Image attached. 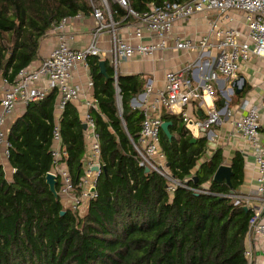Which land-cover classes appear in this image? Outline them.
<instances>
[{
	"label": "trees",
	"instance_id": "16d2710c",
	"mask_svg": "<svg viewBox=\"0 0 264 264\" xmlns=\"http://www.w3.org/2000/svg\"><path fill=\"white\" fill-rule=\"evenodd\" d=\"M109 1L112 21L131 23L126 11ZM189 0H128L136 13L150 4ZM90 0H0V79L13 83L17 74L39 59L42 39L63 19L89 16ZM105 61L109 80L99 73ZM92 94L90 109L100 146L101 173L95 199L82 214L55 200L45 184L52 164L54 104L57 89L28 103L8 130L10 181L0 164V264H246L250 210L234 206L227 195L242 187L245 167L236 151L229 163L230 187L212 178L223 164L220 148L193 139L182 117L161 111L169 121L171 141L160 131L168 170L181 186L168 192L167 181L139 166L137 144L143 121L130 101L144 91L139 75L115 76L110 60L88 57ZM249 86L235 94L236 105ZM116 89L120 96L118 111ZM216 109L223 107L216 96ZM62 150L75 189L84 175L85 132L77 109L68 103L59 118ZM203 159V161H201ZM59 181L56 191L59 192ZM199 191V192H197ZM202 191V192H200ZM64 212L63 215H60Z\"/></svg>",
	"mask_w": 264,
	"mask_h": 264
},
{
	"label": "built area",
	"instance_id": "2783aa9c",
	"mask_svg": "<svg viewBox=\"0 0 264 264\" xmlns=\"http://www.w3.org/2000/svg\"><path fill=\"white\" fill-rule=\"evenodd\" d=\"M112 1L126 11V17L133 19L126 39L120 38L116 33L109 1L90 0L93 7L90 16L94 24L85 47L71 48L69 42L73 37L65 30L70 19H79L82 16L63 19L52 29L56 43L46 57L37 65L21 70L13 83L0 79V158L7 160L9 154L8 122L12 119L14 110L18 106L25 107L28 103L42 100L52 90L57 89L51 146L53 166L49 173L55 175L59 181L58 197L63 206L82 214L87 208V203L97 196L95 187L101 173L98 134L94 120L89 114L90 109L97 110V102L92 94L93 83L87 64L88 57H107L116 76L122 62L135 57L151 58L157 51L168 49L169 39L173 40V48L176 51L200 52L201 55L207 53L211 60V70L199 77L197 83L192 79V65L167 71L164 84L159 89L153 87L152 79H145V98L138 108L132 107L139 109L144 117L137 144H133V147L139 159V166L163 177L168 183V192H172L181 184L169 172L161 149V111L164 109L168 113H176L186 125H194L207 140L209 151L206 156L218 148V130L227 124V142L238 137L241 144L238 152L243 157L244 167L253 170L255 188L252 192L238 191L229 194L227 198L231 199L234 206L251 212L247 249L244 252L246 264H264V74L262 75L258 67H254L253 71L260 76L259 82L249 86L233 108L228 107L229 101L223 102L220 109L214 106L219 81L231 85H225L221 91L226 95H235L236 87L233 84L241 87L240 78L244 65L253 60L264 63V0L164 2L161 5L150 4L148 10L141 14L130 8L128 0ZM210 14L215 17L209 18ZM195 16L203 17L208 25L204 36L192 41L173 35L176 23L188 21ZM104 32L109 33L107 50H102L99 44ZM76 69L85 75L84 86L74 82L73 71ZM245 86L244 84L242 90ZM116 93V99L119 98L117 108L121 112L117 89ZM74 102H81L84 107L81 121L86 125L87 145L84 175L77 189L74 188L68 170L62 163L66 154L62 150L59 126L64 107ZM191 102L196 103V109L202 112L201 118L187 117L184 108ZM134 104L130 103V106ZM58 165L62 167L57 168Z\"/></svg>",
	"mask_w": 264,
	"mask_h": 264
},
{
	"label": "crops",
	"instance_id": "0c3cea01",
	"mask_svg": "<svg viewBox=\"0 0 264 264\" xmlns=\"http://www.w3.org/2000/svg\"><path fill=\"white\" fill-rule=\"evenodd\" d=\"M215 17L214 14H210L209 18ZM94 21L91 16H82L79 19H70L66 24V33L71 35L73 39L69 42V46L73 49H81L85 47L89 41V36L93 27ZM129 25L130 23H118L116 24V33L122 39H126L129 33ZM240 28L243 29V26L240 25ZM208 31V25L205 19L201 16H195L192 19H189L185 22L176 23L173 28V35L178 38H188L192 41H197L200 37L204 36ZM56 43L55 33L53 30H50L46 36L42 39L39 48V59L34 63L37 65L38 62L46 57L51 51L52 47ZM100 47L102 50H107L109 48V33L104 32L101 40ZM168 49L165 51H157L153 57L148 59H141L138 57L132 58L125 62H122L118 68V74L120 75H139L146 78L152 79L153 87L155 89L162 88L164 84V76L167 71L179 70L187 65H192V79L194 83L199 82V77L202 75H206L210 67V57L209 54H200V52H182L176 51L173 47V40H168ZM206 63L209 65L207 66ZM258 64L257 61L253 60L250 63H247L242 68L241 76L246 81L245 85L253 86L259 82V75L253 71L254 67ZM79 68V67H78ZM213 69V68H212ZM261 70L262 75L264 74V70ZM74 82L79 84L80 86H84L85 83V75L81 70L76 69L73 71ZM231 86L228 82L219 81L216 86L217 96L222 99V103L225 101L228 102V107L233 108L235 105L232 104V99L235 95H226L222 90L224 86ZM233 86H235L233 84ZM143 93L138 95L135 98L134 106L138 108L140 103H142L144 99ZM73 106L77 109L78 115L82 120L83 114V105L81 102L72 103ZM196 103L191 102L184 108L185 113L188 118H201L202 112L196 109ZM25 107H17L14 110L12 115V119L8 122V126L12 125V122L16 117L20 116L24 112ZM178 115V114H174ZM226 119L224 118V122ZM186 128L191 133L186 125ZM228 125L224 124L219 130L218 133L220 135V140L218 141V145L216 147L220 148L223 153V164L229 165L234 152L238 151V148L241 147L240 141L238 137L233 138L231 141L227 142V134H228ZM193 139H197L202 135L199 133L198 137L193 136ZM0 164L3 167L5 178L7 181H10L12 178V174L14 170L10 168L6 159L0 158ZM222 164V165H223ZM253 184V170L250 167H245V176L242 187L240 191L242 192H252L254 190Z\"/></svg>",
	"mask_w": 264,
	"mask_h": 264
},
{
	"label": "water",
	"instance_id": "95a60500",
	"mask_svg": "<svg viewBox=\"0 0 264 264\" xmlns=\"http://www.w3.org/2000/svg\"><path fill=\"white\" fill-rule=\"evenodd\" d=\"M99 73L104 77V80L105 81H108L109 80V76L107 75L106 73V68H105V61L101 60L99 62ZM240 80L242 81V85L241 87H238L237 85H235L236 87V90H235V93L236 94H239L240 91L242 90L244 84H245V80L243 77L240 78ZM116 97H117V93H116ZM135 102V99H132L130 101L131 105H133ZM171 126V122L169 121H164L162 122L160 128H161V131L164 133V135L167 137L168 141H171V138H172V135L170 134L169 132V127ZM82 129L83 131L85 132L86 131V125L85 124H82ZM195 139H192L191 140V143H194ZM168 167V165H166ZM94 170H97V169H94ZM145 171L148 172L149 169L148 168H145ZM14 173L18 174V175H22L20 172H17V171H14ZM232 176V172H231V169L228 165H221L219 166L214 175H213V182L215 183H223L225 182L227 185H229L230 187V178ZM45 184L47 185L48 187V190L49 192L52 194V196L54 197L55 200H58L59 197H58V193L56 191V184H57V179H56V176L53 175L52 173H47L45 175ZM64 212H61L60 215H63Z\"/></svg>",
	"mask_w": 264,
	"mask_h": 264
},
{
	"label": "rangeland",
	"instance_id": "374dc122",
	"mask_svg": "<svg viewBox=\"0 0 264 264\" xmlns=\"http://www.w3.org/2000/svg\"><path fill=\"white\" fill-rule=\"evenodd\" d=\"M256 67H258L259 69L264 70V63L260 62L256 65ZM117 101V105H119V98L116 99ZM190 119H194L193 117H191ZM189 130L191 131V133L193 134V136L198 137L199 135V130L194 126V125H188ZM62 165H58L57 168H61Z\"/></svg>",
	"mask_w": 264,
	"mask_h": 264
}]
</instances>
